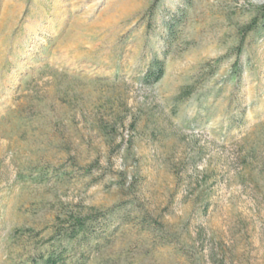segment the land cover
Returning <instances> with one entry per match:
<instances>
[{
  "label": "rangeland",
  "instance_id": "1",
  "mask_svg": "<svg viewBox=\"0 0 264 264\" xmlns=\"http://www.w3.org/2000/svg\"><path fill=\"white\" fill-rule=\"evenodd\" d=\"M263 3L0 0V264L115 207L61 264H264V32L238 47Z\"/></svg>",
  "mask_w": 264,
  "mask_h": 264
},
{
  "label": "trees",
  "instance_id": "2",
  "mask_svg": "<svg viewBox=\"0 0 264 264\" xmlns=\"http://www.w3.org/2000/svg\"><path fill=\"white\" fill-rule=\"evenodd\" d=\"M255 12L250 21L244 25L241 30V43L238 47L242 48L244 37L249 33L261 34L264 32V3L254 6ZM174 16L167 24L169 35L174 36L177 21H180ZM165 75V62L162 59L154 58L147 70L144 81L147 84L159 82ZM235 78L239 76V70L234 72ZM183 93H191L190 89H184ZM123 124L121 119H113L112 124L104 123L99 125L101 134L106 141H113L116 132V125ZM95 164L86 168L85 174L88 175L92 171ZM58 178H65V174H57ZM121 213L119 207L110 208L107 211L90 210L83 213L73 209H63L61 215L57 216V223L49 238V245L46 248H41L36 258L33 259V264H61L68 257L70 246L83 244L98 237L99 233L112 225ZM151 216L146 214L144 220H148Z\"/></svg>",
  "mask_w": 264,
  "mask_h": 264
}]
</instances>
